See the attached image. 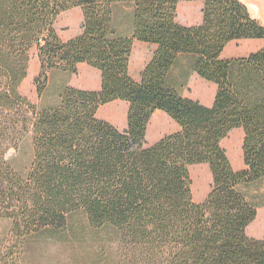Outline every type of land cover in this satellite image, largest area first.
<instances>
[{
	"label": "trees",
	"instance_id": "obj_1",
	"mask_svg": "<svg viewBox=\"0 0 264 264\" xmlns=\"http://www.w3.org/2000/svg\"><path fill=\"white\" fill-rule=\"evenodd\" d=\"M180 1L0 0V219L12 222L10 242L25 246L83 215L105 233L115 264H264V239L247 233L258 211L240 190L264 180V46L222 58L234 40L264 39V24L241 0H202V23L185 26L176 20ZM122 4L127 29L116 21ZM77 7L83 31L63 40L55 22ZM136 40L156 45L139 81L130 74ZM34 47L39 96L51 73L76 74L81 63L100 71V90L66 85L57 104L38 110L20 92ZM182 56L217 86L211 106L171 80ZM116 100L128 104L123 131L98 117ZM156 111L179 128L148 145ZM236 128L244 130L239 170L222 144ZM30 131L34 160L24 177L7 153ZM199 164L213 180L202 202L190 171Z\"/></svg>",
	"mask_w": 264,
	"mask_h": 264
},
{
	"label": "rangeland",
	"instance_id": "obj_2",
	"mask_svg": "<svg viewBox=\"0 0 264 264\" xmlns=\"http://www.w3.org/2000/svg\"><path fill=\"white\" fill-rule=\"evenodd\" d=\"M253 17L259 19L264 24V0H246L244 2ZM129 8L125 4L117 5L116 13L119 15L121 27L129 28L127 14ZM84 16L80 8H73L63 12L55 22V28L63 40H69L83 31ZM125 21V22H124ZM253 47L245 44L241 47L239 44L238 56H247L257 51ZM259 50V49H258ZM231 50L227 52L228 58ZM236 54V53H235ZM236 57V56H235ZM226 58V57H224ZM38 50L34 47L31 51V62L29 75L22 82L20 92L26 96L38 110L57 104L60 100V94L63 88L68 85L73 78L72 74L55 71L50 74V80L43 96H39L35 78L39 74ZM178 66L186 69V76L177 79V84L181 92L185 95L190 94L205 95L204 98L216 96L217 86L201 78L192 69L191 61L188 57L182 56ZM85 73V69L82 70ZM191 82V86H190ZM128 106L126 102L116 100L98 110V117L108 121L107 116L117 118L123 121L127 119ZM107 118V119H106ZM154 122L148 128L146 140L151 145L156 138L157 130H163L167 134L175 132L174 127L177 125L165 112L155 114ZM232 132V133H231ZM225 139L223 146L227 149L230 161L235 169L244 167L242 145L244 132L241 128L232 130ZM16 152L11 157V163L16 171L22 176L27 177L34 160V142L33 133L30 131L26 134L18 148H12ZM193 179V194L195 201H203L212 187V175L209 167L204 164L194 165L191 167ZM240 190L244 192L248 200L257 208L258 214L256 219L248 226L247 233L256 238L264 239V180L255 183L241 185ZM12 227L10 220L0 219V264H9L18 262V264H115L117 253L114 248L106 245L105 233L99 229L87 226L83 215L74 217V227H68L61 232H44L40 235L33 236L25 246H16L10 242L9 235ZM23 254L17 256L19 249H23Z\"/></svg>",
	"mask_w": 264,
	"mask_h": 264
},
{
	"label": "crops",
	"instance_id": "obj_3",
	"mask_svg": "<svg viewBox=\"0 0 264 264\" xmlns=\"http://www.w3.org/2000/svg\"><path fill=\"white\" fill-rule=\"evenodd\" d=\"M245 2L246 0H241ZM203 8H204V2L202 0H194V1H180L178 4V10H177V17L176 20L178 23L185 25V26H195L199 25L203 21ZM116 16V21L118 25L120 26L121 19L119 15ZM239 44H241V47L244 46L245 44H248L249 46L253 47V49H260L264 46V39H241V40H234L230 42L224 52L222 53V58L226 57L228 58L227 52L231 50L230 56H236L241 55L237 53L239 51ZM156 49V45L154 44H149L145 43L142 41L136 40L134 42L131 58H130V74L135 80H140L141 79V73L144 70L145 66L147 63L151 60L153 53ZM252 49V50H253ZM254 51V50H253ZM236 53V54H235ZM234 56V57H235ZM230 58V57H229ZM83 69H85V73H83ZM186 69H183L179 67L178 65L174 66L171 73H170V78L171 80L177 84V79H181L182 77L186 76ZM73 78L70 80L68 85L80 88V89H85V90H100L101 88V73L99 70L96 68H93L89 66L86 63H81L78 67V73L72 74ZM214 84V83H213ZM191 86V82H190ZM214 88H216V85L214 84ZM185 95V94H184ZM191 98H194L196 100L201 101L203 104L211 106L214 103L215 100V93L213 97H206L204 98L205 95H185ZM127 104V103H126ZM128 106V104H127ZM163 111H156L155 114H162ZM153 115V117H154ZM152 117L150 124L148 126L151 127L154 118ZM108 121L111 122L114 126H116L120 130H125L127 129V119L125 116V119L121 121L120 119L118 120L117 118H111L110 116H107ZM106 118V119H107ZM177 124V123H176ZM179 127L176 125L174 127V130H177ZM243 130V129H242ZM163 130H157L156 132V138L152 141L151 144L157 142L161 138H163L167 133L162 132ZM244 132V130H243ZM232 133V132H231ZM230 133V135H231ZM226 139V138H225ZM225 139L222 141V144L225 142ZM147 144H149L147 142ZM207 165V164H204ZM208 166V165H207ZM209 167V166H208ZM207 197V196H206ZM202 202V201H198Z\"/></svg>",
	"mask_w": 264,
	"mask_h": 264
},
{
	"label": "water",
	"instance_id": "obj_4",
	"mask_svg": "<svg viewBox=\"0 0 264 264\" xmlns=\"http://www.w3.org/2000/svg\"><path fill=\"white\" fill-rule=\"evenodd\" d=\"M16 151L14 149H10L7 153V157H12Z\"/></svg>",
	"mask_w": 264,
	"mask_h": 264
}]
</instances>
